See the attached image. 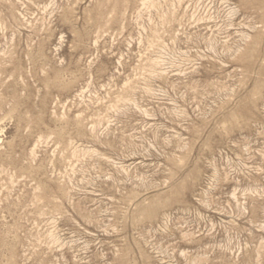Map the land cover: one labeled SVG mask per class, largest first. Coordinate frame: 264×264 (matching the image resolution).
Here are the masks:
<instances>
[{"label":"rangeland","instance_id":"obj_1","mask_svg":"<svg viewBox=\"0 0 264 264\" xmlns=\"http://www.w3.org/2000/svg\"><path fill=\"white\" fill-rule=\"evenodd\" d=\"M0 264H264V0H0Z\"/></svg>","mask_w":264,"mask_h":264}]
</instances>
